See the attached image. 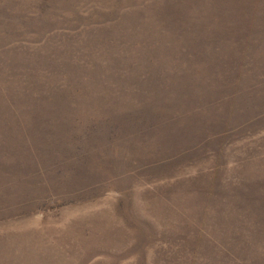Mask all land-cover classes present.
Here are the masks:
<instances>
[{
	"label": "rangeland",
	"instance_id": "374dc122",
	"mask_svg": "<svg viewBox=\"0 0 264 264\" xmlns=\"http://www.w3.org/2000/svg\"><path fill=\"white\" fill-rule=\"evenodd\" d=\"M0 264H264V0H0Z\"/></svg>",
	"mask_w": 264,
	"mask_h": 264
}]
</instances>
